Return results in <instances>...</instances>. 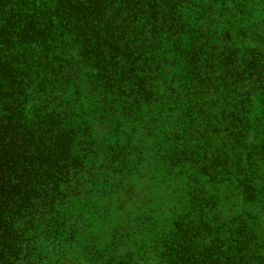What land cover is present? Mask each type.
<instances>
[{
	"label": "trees",
	"instance_id": "trees-1",
	"mask_svg": "<svg viewBox=\"0 0 264 264\" xmlns=\"http://www.w3.org/2000/svg\"><path fill=\"white\" fill-rule=\"evenodd\" d=\"M0 264H264V0H0Z\"/></svg>",
	"mask_w": 264,
	"mask_h": 264
}]
</instances>
